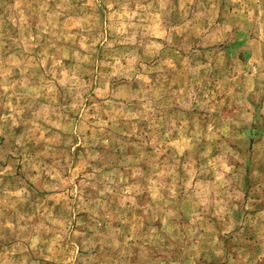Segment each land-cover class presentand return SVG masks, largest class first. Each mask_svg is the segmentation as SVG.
Segmentation results:
<instances>
[{"label": "clouds", "instance_id": "1", "mask_svg": "<svg viewBox=\"0 0 264 264\" xmlns=\"http://www.w3.org/2000/svg\"><path fill=\"white\" fill-rule=\"evenodd\" d=\"M2 6L0 264H264V0Z\"/></svg>", "mask_w": 264, "mask_h": 264}, {"label": "rangeland", "instance_id": "2", "mask_svg": "<svg viewBox=\"0 0 264 264\" xmlns=\"http://www.w3.org/2000/svg\"><path fill=\"white\" fill-rule=\"evenodd\" d=\"M3 0H0V15H3V16H7L6 18L10 17L11 14H7L3 8ZM97 48L99 49L100 46L97 45ZM101 52H103V49H100ZM0 112H4V109L0 108ZM4 141H3V137H0V145H3ZM0 166H3V165H0ZM249 166H251V161H249ZM7 182V180L5 181ZM15 182V181H14ZM4 234L7 235V230H4Z\"/></svg>", "mask_w": 264, "mask_h": 264}]
</instances>
